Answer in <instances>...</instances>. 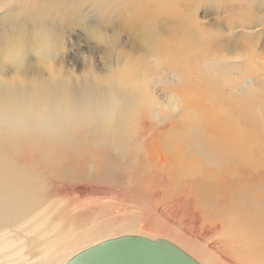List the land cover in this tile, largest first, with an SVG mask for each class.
<instances>
[{"label": "rangeland", "instance_id": "374dc122", "mask_svg": "<svg viewBox=\"0 0 264 264\" xmlns=\"http://www.w3.org/2000/svg\"><path fill=\"white\" fill-rule=\"evenodd\" d=\"M13 31L25 35L18 58L27 68L21 75L6 58L16 39L8 36ZM40 33L53 36L50 54H44L36 41ZM10 81H29V85L44 86L46 93L53 85L65 86L77 94L76 100L85 90H94L103 98L112 93L124 96L123 111L132 118L126 124L128 130L117 126L111 138H104L97 128L92 129L97 124L96 110H76L80 113L74 115L70 109L78 123L71 126L70 138L67 135L63 143L72 147L42 160L32 151L40 141L35 136L34 143H5L15 161H39L34 167L36 178L42 182L46 178L48 185L38 183L39 205L35 207L43 209L47 218L59 223L64 219L63 227L82 223L85 215L84 226H91L93 219L102 224L130 219L138 234L161 235L172 242L184 237L195 240V245L222 261L212 246L215 237L205 229L223 220L217 215L219 210L235 209L231 207L234 191L250 184L257 188L254 183L264 189V173L260 176L264 172V0H0V82ZM202 116L207 122L217 121L211 130L204 132L200 126ZM198 131L224 153L237 149L243 157L249 154L250 172L258 175L254 178L252 174L253 183L246 176L230 184L214 176L191 175L184 163L174 156L172 161L160 150L164 139L174 135L186 134L192 146ZM13 143L19 151L15 152ZM121 144L124 151L119 150ZM189 189L193 192L187 193ZM178 195L186 196L187 203L196 200L202 211L206 208L202 230L193 223L189 231L178 230L165 213L155 209L156 203L165 205ZM95 199L102 203L83 204ZM16 228L10 229L14 232ZM173 228L178 232L173 233ZM195 229L200 233L197 239ZM16 230L17 235L26 236L25 243L31 241L24 250L31 257L44 240L34 241L23 229ZM199 257L203 259V254ZM234 260L242 263L239 256Z\"/></svg>", "mask_w": 264, "mask_h": 264}, {"label": "bare ground", "instance_id": "6f19581e", "mask_svg": "<svg viewBox=\"0 0 264 264\" xmlns=\"http://www.w3.org/2000/svg\"><path fill=\"white\" fill-rule=\"evenodd\" d=\"M16 29L17 28L15 27V30ZM14 32L15 31L8 35L9 37L11 36L10 38L16 37V39L14 40V45L7 53L6 58L10 61V64L15 66V73L21 75L25 74L26 62H24L22 59H19L18 54L23 49V47H20V44H25V35L23 32ZM35 38L36 41L40 43L42 52L46 55L50 54V46L53 43L52 34L50 35L40 33L39 35H35ZM25 80L27 81V79ZM25 83L17 81H10L6 83L0 82V264H65L71 257L83 249L95 245L105 239L125 234H138L136 231H134L136 224L133 221L131 222L130 219L126 220L124 217L123 221L117 218L119 222L117 221V223L115 221L111 224L110 222H103L104 224H102V222L94 223L96 219H93L91 221V226H88L86 223L88 227L83 225V221L87 219L86 215L82 217L80 221L82 223L73 224L72 222L66 227L62 226L63 222L60 224L64 219L61 220L60 223L58 222L59 220L56 222V220L54 221L51 219V216L55 211L54 209H52L53 211H50L52 212L50 213L51 218H47V214L43 209H41V211L38 207V209L35 207V204L39 205L38 201H36L37 194H39L37 192L38 183L42 182L41 180L39 181V178H36L38 175H36L34 172L35 162L38 163L39 161L29 162L33 159L30 158L31 160L28 159L29 163H21L17 160L15 161L13 158L14 156H9L6 151L7 143L14 142L15 140L28 142L33 136L40 139V141H37L39 142L38 145L34 147L32 151L36 153V155L38 154L37 157L40 156L41 160L48 156H55L60 151L67 149V147L71 148L72 146L69 144L63 143V139H66L67 135L70 133L71 126H73L78 121L74 116L70 115L71 112L69 114L70 109L74 111V115L76 110H96L97 124L92 129L95 131L97 128V132L99 133L100 131L101 137L104 136V138H111L113 136L112 134H115L114 128L119 126L123 130L127 129L126 124H128L131 118L127 110L124 109L123 111L124 106L122 107V103L124 96H115V94L113 95L112 93L111 95H106V97L103 98L102 94L95 92L94 90H85L82 93L83 96H80L78 100H76L75 97L77 94H75L72 89L70 90L65 86L53 85L48 90L49 93H46L44 91L45 88H43L44 86L37 87L38 85L35 86L33 83L32 87V85H29L31 82L29 83L28 81V84L27 82ZM41 87L42 91L39 90ZM112 95L115 97L113 100H111ZM46 96L48 101L45 100ZM139 102L140 101H138V103ZM89 107L92 109H89ZM120 112L124 115H121ZM77 113L80 112L77 111L76 114ZM220 121L221 119L218 122L220 126L217 123L219 128L221 127ZM216 122H207L204 119L200 121L199 124L204 132H206L207 130H211V126L216 124ZM55 126H58L59 128H55ZM223 126L225 127V124ZM1 127H4V130ZM52 128L55 129L52 130ZM120 128H118V130ZM74 129L75 128H73V130ZM212 129L214 130L216 128ZM212 131L211 133L213 134ZM218 132L219 131H217L216 134L217 136L219 135ZM200 134H202V132L198 131V134L195 136V138H193L195 142L192 146L190 145V142H188L186 134L181 137L177 135L170 136V138L164 139L163 144L159 145L161 148L160 150L163 152V154L167 153L169 157H172V161L174 156L175 159H178L180 164L184 163L191 175L196 172L197 176L205 178L214 176L215 179H219L221 182L228 181L230 184L235 183V181L239 178H242V176H246L250 178L251 182L253 183L252 174H254L253 177L256 174H251L250 172L249 167L251 166L252 162L250 161L251 157L249 154L243 157L242 154L240 155L237 153V149L234 153H224L223 149L215 146L213 141L208 136L204 135L205 138H202ZM183 139L185 140V143ZM72 141V143H74V139ZM31 142L33 141L31 140ZM75 142L77 143V141ZM224 142H227V140ZM239 144L240 143L238 142L237 145ZM97 145H99V143ZM231 145L232 144H230V147H232ZM13 148L15 152L19 151L14 143ZM246 148L244 150H246ZM119 150L124 151L122 144L120 145ZM248 152H250V150ZM131 163L133 164V162ZM261 173L263 174L264 172H260V176ZM256 176L254 178H257ZM260 178L263 179L262 177ZM43 179V182L46 183V178ZM257 180L260 183L261 180ZM246 183L249 184L248 182ZM254 184L255 186L257 185V188L252 187L250 184L251 186L247 185L243 190L241 189L234 191L233 198L231 199L233 201L231 207L235 209L232 212H229L230 209L228 211L227 207V209L219 210L217 215L223 216V220L219 219V217L218 219L220 222H217L205 229L207 235L210 234L211 238L215 237L214 245L212 246L218 250L222 261L214 259L218 257H215L216 254L215 256L213 255L214 257H212L211 255L213 253L209 254L206 253L207 251L204 252L205 250L203 247H199L197 244L195 245L193 243L195 240L191 242L184 237L183 240L181 239L182 241H177L176 237L174 236L177 242L173 241V243L177 244L202 264H253V262H255L254 264H258V262H260V264H264V189H260V191L258 184ZM45 186H42V188ZM244 186L245 185H243V187ZM110 187L111 186H109V188ZM251 187L255 188L256 190L251 189ZM160 192L157 191L156 194L159 195L161 194ZM188 192L193 191L192 189H189L187 193ZM42 201L44 200L42 199ZM192 201L193 202L187 203L186 196L178 195L176 198H174V200L165 201V205L154 203V207L157 211L165 213L166 217L168 216L170 219L168 221H170L175 228H178V230L180 229L182 231H189L188 229L191 223L197 227H200L202 230L204 225L206 226L204 219V216L206 215V208H204L202 211V209L197 205V201ZM88 202L102 203V201L99 199H95L94 201H84L83 204H87ZM40 206L43 208L42 205ZM58 209L59 207L57 210ZM46 211H48V209ZM59 211L56 212L58 213ZM120 213H123V210ZM81 215H84V212H81ZM184 217L188 219H184ZM49 219H51V222ZM142 223L141 227L144 228L145 225ZM13 227H18L16 228L18 230L19 228L20 230L23 229L22 231L24 232L22 233H24V235L26 232L30 235V237L31 235L34 236V241L35 239L44 240L42 246L39 247L38 251L34 252L31 257H29V255H25L24 250L26 247H29L27 245L31 243L29 240L32 239H28V234H26L29 243H25L24 238L26 236L23 237V234L20 235V231L18 232L20 236L17 235L15 232L16 229H14V233L13 230L10 229ZM172 230L173 233L178 232L176 230L174 231V228ZM192 230L193 229H191V231ZM195 231L194 237L196 238L200 233H198L196 229ZM138 235H142V233ZM208 237L206 238L208 239ZM150 238L156 239L157 237L154 236ZM159 238L166 239V237H161V235ZM180 238L183 237L180 236ZM201 241L204 242V239ZM210 249H212V247ZM201 253L203 254V259L199 257ZM236 256L237 258L239 256V258L242 260V263L241 261L238 263L239 261H236L238 259L234 260Z\"/></svg>", "mask_w": 264, "mask_h": 264}, {"label": "water", "instance_id": "95a60500", "mask_svg": "<svg viewBox=\"0 0 264 264\" xmlns=\"http://www.w3.org/2000/svg\"><path fill=\"white\" fill-rule=\"evenodd\" d=\"M65 264H202L165 238L125 234L83 249Z\"/></svg>", "mask_w": 264, "mask_h": 264}]
</instances>
